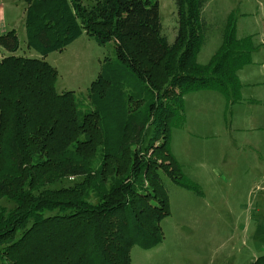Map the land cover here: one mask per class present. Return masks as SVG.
<instances>
[{
    "label": "trees",
    "instance_id": "obj_1",
    "mask_svg": "<svg viewBox=\"0 0 264 264\" xmlns=\"http://www.w3.org/2000/svg\"><path fill=\"white\" fill-rule=\"evenodd\" d=\"M24 1L26 47L40 58L15 56L14 30L0 35V201L14 204L0 209V261L132 264L133 247L163 241L160 222L171 212L161 174L202 197L170 152L183 97L207 90L236 102L237 73L256 47L250 36L236 38L231 12L218 49L199 64L207 0H175L172 43L157 0ZM82 34L112 43L116 56L91 82L89 109L73 92H56L57 71L44 60ZM64 178L81 180L50 188ZM250 264H264V255Z\"/></svg>",
    "mask_w": 264,
    "mask_h": 264
},
{
    "label": "rangeland",
    "instance_id": "obj_2",
    "mask_svg": "<svg viewBox=\"0 0 264 264\" xmlns=\"http://www.w3.org/2000/svg\"><path fill=\"white\" fill-rule=\"evenodd\" d=\"M157 1L162 33L172 43L175 0ZM25 8L24 0H0V35L14 30L19 43L16 55L38 56L26 47ZM231 12L238 19L236 37L252 36L258 46L255 59L264 58V0H207L202 10L206 32L197 55L199 64H206L218 49L222 27ZM4 55L0 50V59ZM45 61L57 71L56 92H73L76 103L89 109L91 82L116 56L112 43L98 46L82 34ZM259 71L260 66L253 65L241 76L249 72L256 81ZM262 93L264 84L246 86L242 93L245 101L233 106L216 91L202 90L183 97L184 119L170 127V152L182 175L202 197L175 186L161 174L171 212L160 222L161 251L154 252V258L134 254L133 264H250L264 255V100L258 107L246 103ZM179 119L177 116L174 124ZM80 180L60 179L50 188L68 187ZM95 193L90 190V202H95ZM13 206L10 197L0 201V209L9 211Z\"/></svg>",
    "mask_w": 264,
    "mask_h": 264
},
{
    "label": "crops",
    "instance_id": "obj_3",
    "mask_svg": "<svg viewBox=\"0 0 264 264\" xmlns=\"http://www.w3.org/2000/svg\"><path fill=\"white\" fill-rule=\"evenodd\" d=\"M238 19L236 18V22H238L237 21ZM237 25H238V23H236V29H237ZM247 37H249V36H247ZM252 39H253V37L252 36H250ZM237 38V37H236ZM242 38H244V37H242ZM242 38H237V39H242ZM78 40V39H77ZM76 41V40H75ZM252 42H253V40H252ZM261 43H263L262 41L260 42V44ZM253 44H254V46L256 47V49L251 53V62H250V64H248V65H246V66H244L238 73H237V77H238V80H239V82H240V84H241V89H240V91H239V95H238V99H237V101L236 102H234V103H231V105L233 106L234 104H239L240 103V101L242 100V101H245V97H243V89H244V87H246V86H248V87H252V86H257V85H263L264 84V58L262 59V61H257L255 58H257V55H259V54H257V52H256V50H257V48H258V46L257 45H255V43L253 42ZM50 55V54H49ZM48 55V56H49ZM15 56H17L16 55V53H15ZM48 56L44 59V60H46L47 58H48ZM23 57V56H22ZM27 58H40L39 57V55L38 56H35V55H29V57H27ZM50 65V64H49ZM253 65H259L260 66V71L258 72V74H259V76H257V80L256 81H253V79H251L252 77H251V74L249 73V72H246L245 73V75L242 77L241 76V73L247 68V67H252ZM243 78H246V81H244L243 80ZM249 80H251V81H249ZM242 81H244L245 82V84L242 82ZM251 99H249L246 103L248 104V105H254L255 107H258V105H259V103H261V104H263V100H264V93H262V94H256L255 95V97H250ZM160 245H162V243H160L159 245H157V246H155V247H153V248H151V249H149V250H141V249H139V248H132L131 249V261H132V264H133V256H134V254L137 256V257H140V258H144V257H152V258H154L155 257V253L154 252H160L161 250H160ZM134 249H137V250H134ZM158 255V254H157Z\"/></svg>",
    "mask_w": 264,
    "mask_h": 264
}]
</instances>
